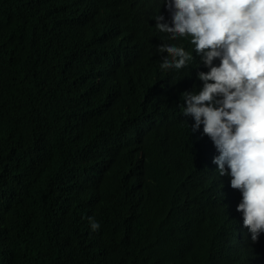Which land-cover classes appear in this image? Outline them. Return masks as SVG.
<instances>
[{
    "label": "trees",
    "instance_id": "obj_1",
    "mask_svg": "<svg viewBox=\"0 0 264 264\" xmlns=\"http://www.w3.org/2000/svg\"><path fill=\"white\" fill-rule=\"evenodd\" d=\"M123 1L0 0V264H45V241L59 227L73 232L84 250L100 247L96 253H102L107 244L96 230L88 235V216L99 221L101 233L111 227L125 231L126 242L133 222L140 240L149 242L134 253L135 264H253L250 255L230 260L242 254L264 264V232L252 241L231 223L233 236L220 241L222 226L231 219L238 223L225 198L194 206L188 181L171 173L188 167L198 154L186 147L162 158L152 150L148 168L132 164L129 151L121 157L119 142L106 143L131 130L121 111H105L101 102L107 80L123 72L111 65L113 55L127 54L131 44L128 36L120 45L114 38L130 32L149 55L158 43L151 15L159 8L170 22L159 1L145 18ZM101 3L117 10L119 29L111 26ZM193 56L199 60L195 50ZM153 69L137 76L142 90L158 82ZM200 70L207 71L202 62L190 65L176 75V84H201ZM144 98L136 95V110L145 109ZM95 106L103 119L88 112L80 133L72 112L93 113ZM86 127L90 132L82 134ZM29 132L38 134L28 137ZM128 195L138 210H151L126 212L117 199ZM175 208L181 210L168 211ZM51 215L55 221L45 230ZM114 242L121 251L117 238ZM181 248L196 252L180 254ZM77 264L126 263L111 249L97 257L88 253Z\"/></svg>",
    "mask_w": 264,
    "mask_h": 264
},
{
    "label": "clouds",
    "instance_id": "obj_2",
    "mask_svg": "<svg viewBox=\"0 0 264 264\" xmlns=\"http://www.w3.org/2000/svg\"><path fill=\"white\" fill-rule=\"evenodd\" d=\"M158 1L159 7L163 4L168 9L170 22L159 8L151 15L158 32V43L151 54L130 32L121 39L114 38L120 45L128 36L131 44L127 54L113 55L111 65L123 72L107 80L101 102L105 111H121L131 130L122 139L107 138L106 143L119 142L121 157L129 151L132 164L148 168L152 165V150L160 152L163 158L190 148L198 159L186 168L174 167L171 173L188 181L193 205L206 207L223 196L228 212L238 218V223L233 219L227 221L221 228L220 241L233 236L231 223L239 227V236H250L256 241L264 232V0H124L123 3L145 18ZM101 4L111 26L119 29L117 10L111 4ZM182 39L191 47L180 42ZM193 50L199 60L193 56ZM201 62L207 68L196 73L201 84H176L175 77L180 71L188 72L190 65ZM150 69L158 82L152 89L142 90L137 76ZM22 73L25 72L17 74ZM19 88L20 82L16 84V90ZM136 95L145 96L141 102L145 106L143 111L136 110ZM88 112L104 117L96 106L93 113L90 109L73 111L79 132ZM89 132L86 127L82 134ZM35 134L38 133L27 135ZM214 185L219 188L209 192ZM215 192L220 194L213 196ZM117 201L129 213L151 210L146 206L138 210L130 195ZM87 219L88 235L92 237L91 231L96 230L98 235L102 234L104 245L107 244L102 253H96L100 247H93V252L84 250L73 232L59 227L45 241V264H77L88 253L97 257L111 249H116L126 264H135L134 253L141 250L142 243H149L140 240L133 222L130 240L126 242L125 231L111 227L101 233L99 221L94 216ZM53 221L51 215L45 230L52 228ZM199 228L200 224L196 230ZM114 238L118 239L121 251ZM194 252L181 248L179 253ZM248 255L253 256V264H263L251 254L230 260L238 261Z\"/></svg>",
    "mask_w": 264,
    "mask_h": 264
},
{
    "label": "bare ground",
    "instance_id": "obj_3",
    "mask_svg": "<svg viewBox=\"0 0 264 264\" xmlns=\"http://www.w3.org/2000/svg\"><path fill=\"white\" fill-rule=\"evenodd\" d=\"M197 78V77H196Z\"/></svg>",
    "mask_w": 264,
    "mask_h": 264
}]
</instances>
